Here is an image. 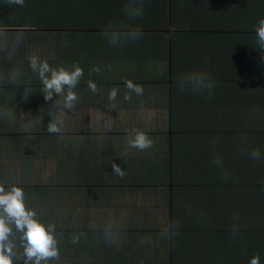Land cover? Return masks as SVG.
Instances as JSON below:
<instances>
[{
  "label": "crops",
  "instance_id": "obj_1",
  "mask_svg": "<svg viewBox=\"0 0 264 264\" xmlns=\"http://www.w3.org/2000/svg\"><path fill=\"white\" fill-rule=\"evenodd\" d=\"M57 8L66 28L10 25ZM262 18L264 0H0V109L11 113L0 116V186L22 188L26 208L54 225L59 257L47 264H264ZM32 56L83 69L71 109L44 99ZM193 73L210 76L211 93L180 86ZM127 80L143 94L124 99ZM132 129L152 147H130Z\"/></svg>",
  "mask_w": 264,
  "mask_h": 264
},
{
  "label": "clouds",
  "instance_id": "obj_2",
  "mask_svg": "<svg viewBox=\"0 0 264 264\" xmlns=\"http://www.w3.org/2000/svg\"><path fill=\"white\" fill-rule=\"evenodd\" d=\"M6 3L11 6H23L25 0H6ZM139 14V12L136 13V15ZM0 35H3V33H0ZM106 35L109 37V42L113 44L119 42L123 36L118 30H112ZM128 35L134 38V34L130 33ZM256 35L259 48L264 50V18L258 21ZM29 59L32 71L38 74L42 82L44 99L49 101L54 96H62L64 97V108L71 109L78 100V95L73 89L76 88L83 77V69L78 64L73 65L71 70L63 66L52 68L46 60L41 61L37 56H32ZM92 71L99 72L100 69L97 67ZM12 79H15V75ZM180 86L182 88L191 87L197 91L206 89L211 93L214 83L207 73H193L183 77ZM126 87L129 90V93H126L124 97L126 100L131 99L130 93L143 94V87L134 84L131 80L126 81ZM88 88L94 93L98 91L97 85L91 80L88 81ZM116 96L117 90L114 88L109 93V99L115 100ZM0 116L10 117L11 113L6 109H0ZM47 131L49 133L60 131L55 117L48 124ZM128 144L132 148L144 151L152 147L153 141L143 131L132 129ZM259 155L258 151H254L252 158L258 159ZM111 167L116 175L124 176L125 170L120 165L113 162ZM35 216L34 211L26 208L22 188L13 185L6 189L4 186H0V264H13L14 259H23V264H47L49 260L58 259L59 250L58 242L54 238V225H48L46 229V226L40 223ZM10 225H14L15 230L20 233V242L23 247L22 258L17 257L14 251V244L10 239L13 234ZM232 227L231 235L234 238L237 235V225ZM102 228L105 240L111 242L115 235V228L107 225ZM79 239V235H76L73 237V242H79ZM250 264H260L259 256H253Z\"/></svg>",
  "mask_w": 264,
  "mask_h": 264
},
{
  "label": "trees",
  "instance_id": "obj_3",
  "mask_svg": "<svg viewBox=\"0 0 264 264\" xmlns=\"http://www.w3.org/2000/svg\"><path fill=\"white\" fill-rule=\"evenodd\" d=\"M34 9V7H33ZM31 10V9H30ZM28 10V11H30ZM26 11L25 12H19L16 13L13 12L16 16H13L14 18H17L18 22H16L15 24H10L11 26H54V27H60V28H66V22H67V18L65 15L62 14V9L57 8L55 10V12H51V13H45L44 16H39V15H32L30 12ZM28 16V18L26 17ZM183 33V32H182ZM188 32H186L185 34H187ZM192 33L193 32H189ZM229 35H231L230 32H228ZM227 32H225L222 35H228ZM233 36H238L239 37H245L246 34L239 32L238 34H232ZM252 35V34H251ZM254 36V35H253Z\"/></svg>",
  "mask_w": 264,
  "mask_h": 264
}]
</instances>
